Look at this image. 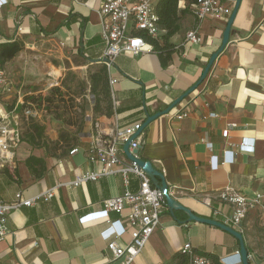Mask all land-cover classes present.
<instances>
[{"label":"crops","instance_id":"crops-1","mask_svg":"<svg viewBox=\"0 0 264 264\" xmlns=\"http://www.w3.org/2000/svg\"><path fill=\"white\" fill-rule=\"evenodd\" d=\"M0 1V44H22V50L0 67L23 94L24 87L46 78L61 80L70 71L82 76L87 69L104 65L97 13L103 0ZM185 8L188 13L181 17L179 31L168 40L175 51L165 67L151 52L120 54L107 68L109 81H114L109 84V117L93 113L95 97L87 91L83 130L74 134L75 128L66 126L76 138L73 147L52 153L21 142L11 163L0 162V199L10 203L16 194L23 199L38 198L35 205L10 212L12 234L0 240V264H119L99 236L106 221L80 222V218L100 211L105 200L125 191L121 176L103 177L75 188L69 184L80 173L99 168L86 154L96 136L104 138L117 128L143 123L146 116L166 109L200 78L209 57L221 45L227 20L197 21L189 3L180 1L178 9ZM193 30L199 35V43H186L185 35ZM44 56L49 60L46 69L33 60ZM182 109L187 110V118H173ZM42 111L23 113L40 120ZM57 125L47 123L50 142L58 141ZM227 127L225 139L221 133ZM138 139L139 157L162 174L169 196L196 216L220 220L214 209L229 213V205L216 201L225 188L246 197L262 190L264 0H241L229 42L205 80L168 114L144 128ZM207 142L212 144V153L206 148ZM242 143L252 149L240 151ZM75 148L77 152L70 154ZM226 150L233 152V159L220 164ZM31 156L42 160V167L31 164L29 168L26 160ZM211 156L216 158L215 167ZM137 183L131 176L129 190L136 191ZM49 192L53 195L45 200ZM205 198L211 199V206L203 202ZM110 219L125 225L123 216L111 213ZM242 229L248 264H264V227L257 212L248 214ZM128 241L126 233L117 243ZM185 244L194 253L210 255L215 262L239 250L233 236L190 222L183 212L171 214L166 208L157 229L131 264H188V256L181 252Z\"/></svg>","mask_w":264,"mask_h":264},{"label":"built area","instance_id":"built-area-1","mask_svg":"<svg viewBox=\"0 0 264 264\" xmlns=\"http://www.w3.org/2000/svg\"><path fill=\"white\" fill-rule=\"evenodd\" d=\"M158 0H103L98 8L100 18V37L104 44L103 63L109 68L115 57L120 54L137 56L142 53H151L153 48L147 43V39L161 42L164 31L158 25V17L155 6ZM236 0H195L190 5L191 14L197 21L204 19H217L226 21L235 5ZM3 1H0V4ZM186 43L197 44L200 41L197 31H189L185 35ZM114 81H109L112 85ZM23 92L17 89L7 78L0 67V162L11 163L18 149L22 128L21 119L23 112H19V106L23 103ZM31 106V105H30ZM26 114V113H25ZM186 109L177 111L173 118L183 120L187 118ZM213 117L215 115H212ZM142 122L134 123L123 128L115 129L107 137L96 136L86 151L87 159L92 164H98L95 171L80 173L70 184L78 187L87 182H96L100 178L120 175L125 191L103 202L102 209L95 213H89L80 218V222H90L94 219H104L106 226L100 231V238L106 242V249L111 253L112 259L119 264H131L140 254L145 244L159 225V218L166 209L165 195L168 191H162L154 187L150 178L144 171L130 162L123 153L124 144L140 129ZM229 128L222 131V138H227ZM141 144L138 137L129 147L130 153ZM207 150L212 153V144L207 142ZM240 151L252 149L244 143L238 146ZM77 149L70 151V154ZM137 157V156H134ZM233 152L224 151L225 162ZM210 163L215 167L216 158L210 157ZM138 181L136 191L129 190L130 177ZM52 192L44 196L45 200L52 197ZM38 198L23 199L16 194L14 200L7 203L0 199V240L12 234L8 226L10 212L21 207H30L36 204ZM216 201L230 206L229 213H222L216 209L214 215L220 217L217 220L243 235L242 224L250 212H257L260 222L264 227V183L261 191L254 192L251 197H246L235 192L231 188L221 190ZM207 206L212 205L209 198L203 201ZM123 216L124 223L120 220H111L110 214ZM116 228V229H115ZM128 234L129 241L119 245L117 240ZM188 256V264H240L238 251L232 255L220 258L217 262L211 258L192 252L189 244H185L181 251ZM249 261V254L247 256ZM230 259H233L230 261Z\"/></svg>","mask_w":264,"mask_h":264},{"label":"trees","instance_id":"trees-1","mask_svg":"<svg viewBox=\"0 0 264 264\" xmlns=\"http://www.w3.org/2000/svg\"><path fill=\"white\" fill-rule=\"evenodd\" d=\"M183 0H158L155 11L158 17V25L164 31L161 42L147 39V43L152 46L153 52L158 55L161 66L165 67L170 60L171 54L175 51L173 44L169 43V38L179 31V21L181 17L188 13V9H178V3ZM189 6L195 0H184ZM190 9V8H189ZM191 13V10H190ZM22 50V44L18 42L0 44V65L12 59ZM74 85V86H73ZM29 92L24 94L23 103L19 106V112H28L33 109H43L57 121H62L65 126H73L74 134L83 130L84 108L86 101L84 95L88 88L89 94L95 97L93 113L109 117L112 114L111 91L109 87L108 72L105 65L98 66L88 75V86L77 79V76L68 72L62 80L60 86L50 88L49 92L43 96L38 92L36 86H27ZM78 91V92H77ZM38 92V93H37ZM80 102L76 99L81 98ZM31 105V106H30ZM21 142H26L32 148H44L55 153L61 147L71 148L76 143V138L69 132H59L58 141L50 142L44 135V127L37 123L30 122L22 133ZM26 164L31 168V164L40 165L42 160L29 157ZM213 259L208 254H202Z\"/></svg>","mask_w":264,"mask_h":264},{"label":"water","instance_id":"water-1","mask_svg":"<svg viewBox=\"0 0 264 264\" xmlns=\"http://www.w3.org/2000/svg\"><path fill=\"white\" fill-rule=\"evenodd\" d=\"M241 0H236L235 1V5L232 9V12L229 16V18L227 19L226 22V26L222 35V40H221V45L220 47L217 49L216 52H214L208 59L202 74L200 76V78L197 80V82L191 86L187 91H185L183 94H181L177 99H175L166 109H164L161 112H157L151 116H146V119L143 121L140 129L138 131H136V133L131 137V139L129 141H127L124 146H123V153L125 155V157L130 161L133 162L137 165L138 168L142 169L144 171V173L150 178V181L152 183V185L162 191H168L167 186L164 182L163 176L160 172H158L150 162L148 161H143L138 153L141 149V146L137 147L136 149H133L132 152L130 153L129 151V147L131 142L136 139L141 132L143 131L144 128H146L151 122H153L154 120H156L157 118H159L162 115H166L168 114L173 108H175L178 104H180L186 97H188L206 78L210 68L212 67L213 63L215 62V60L217 59L218 55L224 50V48L226 47V45L229 42V35H230V30H231V26L233 24L235 15L237 13V10L239 8ZM137 156V157H134ZM157 179L160 180V183L157 181ZM165 202H166V208L170 211L171 214H173L174 211H181L184 214H186L188 221L190 222H197V223H201V224H205L208 226H212L215 227L217 229H220L224 232H226L227 234L233 236L239 244V257H240V262L241 264H248V252L247 249L245 247V243H244V239L242 234H240L239 232L235 231L233 228L215 220V219H208V218H202L199 216H196L195 214H193L191 211H189L188 209L182 207L181 205H179L173 198H171L169 196V194L165 195Z\"/></svg>","mask_w":264,"mask_h":264},{"label":"rangeland","instance_id":"rangeland-1","mask_svg":"<svg viewBox=\"0 0 264 264\" xmlns=\"http://www.w3.org/2000/svg\"><path fill=\"white\" fill-rule=\"evenodd\" d=\"M45 56H47V55H45ZM38 57L37 59H33L37 64H39L40 65V67L41 68H43V69H46L48 66V64H49V60H48V58L47 57ZM96 69V68H95ZM95 69H87L86 70V73L84 74V75H82V76H80V75H77L76 73H74L73 71H70L71 73H73V74H75L76 76H77V79L78 80H80L81 82H84V83H86L87 84V86H88V75H89V73L90 72H92V71H94ZM68 72H65V74H64V76H63V78L61 79V80H53V81H49V80H47L48 78H46V79H44L43 81H40L37 85H33V86H36L37 87V89L39 90L38 92H40V94L41 95H43V92L44 91H46V93L43 95V96H45L48 92H49V90H50V88H52V87H55V86H60L61 85V82H62V80L65 78V76H66V74H67ZM5 75L8 77V74L5 72ZM74 86V85H73ZM23 91L24 92H26V93H28L29 92V90L26 88V87H24L23 88ZM87 91H88V88L86 89V92H85V94L87 93ZM37 92V93H38ZM78 92V91H77ZM89 92V91H88ZM36 110V109H35ZM41 110H43V109H40V111ZM38 111V110H37ZM38 117L37 116H35V115H33V114H29V113H27V114H22V119H21V128H22V133H24L25 132V130H26V128H27V126H28V124L32 121V122H34V123H37L38 125H40V126H43L44 127V135L46 136V132H47V128H48V126H47V123H49V122H52V121H54V122H58V125H57V132L59 133L60 131L62 132H65V133H67V132H69V130L67 129V127L62 123V121H57V120H55L54 118H53V115H50L48 112H45L44 110L42 111V115H41V117H40V120H38L37 119Z\"/></svg>","mask_w":264,"mask_h":264}]
</instances>
